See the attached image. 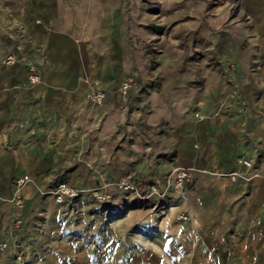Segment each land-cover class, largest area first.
Here are the masks:
<instances>
[{
	"label": "crops",
	"instance_id": "1",
	"mask_svg": "<svg viewBox=\"0 0 264 264\" xmlns=\"http://www.w3.org/2000/svg\"><path fill=\"white\" fill-rule=\"evenodd\" d=\"M145 10L127 0H0V264L13 263L20 242L40 257L36 219L57 181L91 190L122 178L146 197L138 208L179 202L168 227L195 252L199 230L198 264H264V69L252 72L241 50L225 71L187 54ZM10 55L17 63L3 65ZM128 77L137 83L124 102ZM95 83L108 93L101 107L88 100ZM177 168L193 177L182 190L169 180ZM24 176L32 182L18 209L10 199ZM184 212L201 228L177 222Z\"/></svg>",
	"mask_w": 264,
	"mask_h": 264
},
{
	"label": "rangeland",
	"instance_id": "2",
	"mask_svg": "<svg viewBox=\"0 0 264 264\" xmlns=\"http://www.w3.org/2000/svg\"><path fill=\"white\" fill-rule=\"evenodd\" d=\"M127 1L138 5V8L145 6L146 10L142 12L153 15L154 30L179 35L183 50H188L187 54L205 62L214 59L225 71L227 61H237V51L241 50L250 56L252 72L264 69V0ZM214 35L219 36L218 40L210 41ZM232 44L235 51L230 47ZM5 59L3 65H6ZM105 185L94 189L110 194L108 202L95 199L93 189L86 190L80 199L63 204L56 203L44 192L46 200L54 202H43L38 211L37 234L32 241L41 244L36 251L40 257H30L31 244L20 242L15 246L12 264L200 263L196 260V253L198 246H205L202 234L198 241L193 233L192 240L197 244L195 252L191 248L183 249L180 238L173 228L170 230L168 227L175 223L170 221L177 213L175 206H178V201L173 202L167 197V200L153 207L151 205L153 209L145 206L138 208L137 198L115 187L105 188ZM77 188L83 190L85 187ZM114 189L117 192L111 193ZM15 193L10 199L12 204ZM24 205L23 196V206H15L23 209ZM179 215L176 216L177 222L185 223L178 219ZM196 226L201 228L200 223ZM1 247L6 249L7 243ZM208 256L212 258V253ZM19 257L25 262L22 263Z\"/></svg>",
	"mask_w": 264,
	"mask_h": 264
},
{
	"label": "built area",
	"instance_id": "3",
	"mask_svg": "<svg viewBox=\"0 0 264 264\" xmlns=\"http://www.w3.org/2000/svg\"><path fill=\"white\" fill-rule=\"evenodd\" d=\"M18 59L15 55H10L6 57L4 60V63L6 65H12L17 63ZM35 68H32V72L29 76L31 84H37L40 82V77L39 75L34 73ZM136 79L135 77H128L126 80H124L121 84V87L119 89V94L121 97V100L126 102L129 97L131 92L136 86ZM94 90L91 91V93L88 95V100L90 104L94 107H101L104 105L105 101L107 100L108 93L101 89L99 83H95L94 85ZM247 168H252L253 164L248 161L244 160L241 161ZM232 179V181H237L238 179L242 178L245 180H251V177H247L245 175H241L239 173H230L227 175ZM193 177L192 174L189 170L183 169V168H177L172 171L170 174V182H174L175 187L178 190H182L185 187V184L187 182L192 181ZM32 180L29 176H24L21 178L16 179L15 184H16V195L13 198L12 202L14 205L17 207H22L23 206V195L21 193L22 190H24L29 183H31ZM109 187H115L119 189L120 191L132 195L136 198H139L141 200L146 199L145 196L142 195L139 186L131 181L128 178H122L118 181L112 182L110 184L105 185V188ZM87 191L86 190H79L77 187H74L70 184H68L65 181H57L50 189L46 191L45 194L51 196L56 203L58 204H63L69 200H78L80 199ZM156 192V190L154 191ZM92 196L97 199L98 201H105L108 202L110 200V194L103 192L102 190L98 189H93L92 191ZM161 198L165 199L166 198V193L161 194ZM264 208V206H263ZM179 220L184 221V222H191L194 226L197 225V222L193 219V217L187 212H184L179 215L178 217ZM194 237L196 240L201 239V234L198 229H195ZM21 262L24 263L25 260L22 257H19Z\"/></svg>",
	"mask_w": 264,
	"mask_h": 264
},
{
	"label": "bare ground",
	"instance_id": "4",
	"mask_svg": "<svg viewBox=\"0 0 264 264\" xmlns=\"http://www.w3.org/2000/svg\"><path fill=\"white\" fill-rule=\"evenodd\" d=\"M21 193L23 194V190L21 191Z\"/></svg>",
	"mask_w": 264,
	"mask_h": 264
}]
</instances>
